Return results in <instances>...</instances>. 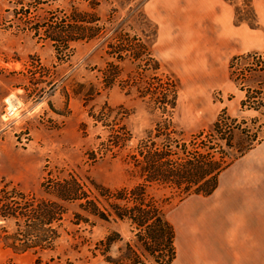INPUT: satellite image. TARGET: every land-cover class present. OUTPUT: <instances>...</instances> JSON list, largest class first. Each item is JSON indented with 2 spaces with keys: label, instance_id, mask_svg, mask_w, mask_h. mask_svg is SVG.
<instances>
[{
  "label": "rangeland",
  "instance_id": "rangeland-1",
  "mask_svg": "<svg viewBox=\"0 0 264 264\" xmlns=\"http://www.w3.org/2000/svg\"><path fill=\"white\" fill-rule=\"evenodd\" d=\"M166 2H172L168 10L160 7ZM221 5L231 6L233 26L264 33V12L255 11L252 0ZM140 11L156 26L154 37ZM200 16L191 0H0V190L10 182L40 199L43 180L71 176L91 198L111 195L146 184L145 154L161 151L179 169L201 147H209L215 160L257 135L243 155L234 150L211 195L221 194L230 181L253 180L264 199V107L253 108L264 104V73L250 72L264 61V45L244 52L238 38L222 42V30ZM61 30L76 40L68 48L46 37ZM247 54L234 63L231 76V60ZM244 85L256 93L262 88V95H253L255 105H242ZM223 111L250 133L248 142L239 131L228 145L209 133ZM174 183L153 185L151 193L163 202L177 233L183 214L204 199L187 196ZM68 209L71 217L75 208ZM89 221L92 226L67 223L70 232H79L64 236L41 264H126V244L134 241L129 224ZM111 233L119 237L108 262L95 244ZM35 258L0 244V264H34Z\"/></svg>",
  "mask_w": 264,
  "mask_h": 264
},
{
  "label": "trees",
  "instance_id": "trees-1",
  "mask_svg": "<svg viewBox=\"0 0 264 264\" xmlns=\"http://www.w3.org/2000/svg\"><path fill=\"white\" fill-rule=\"evenodd\" d=\"M248 5V12L254 20L253 9L250 4ZM139 16L153 29L151 36L154 37L156 26L142 11ZM238 19L256 28L246 18ZM46 37L53 46L57 47L63 45L68 48L70 42L76 41L69 39L62 30ZM250 56L247 54L234 57L229 69H232L234 63L243 57L247 59ZM250 72L264 73V61L258 60L255 69ZM232 75L235 76L233 69ZM262 88H258L259 92ZM245 89L246 100L242 105H248L247 103L255 105L253 95H262V93H256V90L249 85ZM262 107L264 104L258 103L253 108L259 110ZM234 122L235 120L229 119L223 111L211 125L209 133L224 145H228L234 132L239 131L245 140L248 139L250 133L245 129L239 130L233 124ZM256 140L257 135H254V139L250 142L246 140L248 143L245 146L232 147V150L234 153L236 151L239 155H243ZM234 153L221 155L213 160L210 148L201 147L196 159L185 163L179 169H173L161 151L148 153L143 155L141 170L146 184H138L131 189L120 190L111 195L97 193L98 195L92 198L71 176L59 180L50 177L43 180L40 185L42 193L40 199L29 198L27 194L9 182L0 190V244L15 254L31 253L36 257L34 264H41L42 256L56 252L64 236H75L79 232V228L73 230L75 234L70 232L67 223L69 226L80 224L92 226L90 218L104 222L121 221L129 224L134 235L133 244H126V254L122 262L172 264L176 258L175 230L165 217L163 202L158 201L151 193L155 189L153 185L159 187L165 185L170 179H176L177 184L174 183V186L186 191L187 196H209L217 188L218 176L229 165ZM157 162H165V164L158 165ZM68 207L75 208L71 217L68 215ZM116 237H119L117 233H111L95 244V251H98V254L108 262H113L110 251L117 243Z\"/></svg>",
  "mask_w": 264,
  "mask_h": 264
},
{
  "label": "crops",
  "instance_id": "crops-1",
  "mask_svg": "<svg viewBox=\"0 0 264 264\" xmlns=\"http://www.w3.org/2000/svg\"><path fill=\"white\" fill-rule=\"evenodd\" d=\"M174 1L178 4V0ZM172 2L160 7L168 10ZM191 3L202 13L200 19L222 30L217 36L222 42L238 38L244 52L264 45V33L246 25L233 26V10L231 6L223 7L221 0H191ZM252 3L255 11L264 12V0ZM164 21L172 23L166 17ZM162 32L166 34L161 29ZM259 183L233 180L217 196H197L204 201L183 214L175 231L176 258L172 264H264V199L259 197L262 189Z\"/></svg>",
  "mask_w": 264,
  "mask_h": 264
},
{
  "label": "built area",
  "instance_id": "built-area-1",
  "mask_svg": "<svg viewBox=\"0 0 264 264\" xmlns=\"http://www.w3.org/2000/svg\"><path fill=\"white\" fill-rule=\"evenodd\" d=\"M15 111H16V108H14V109H8L9 116L13 115L15 113Z\"/></svg>",
  "mask_w": 264,
  "mask_h": 264
}]
</instances>
